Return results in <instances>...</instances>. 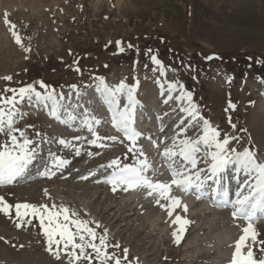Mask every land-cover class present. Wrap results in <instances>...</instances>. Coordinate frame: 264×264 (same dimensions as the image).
Returning <instances> with one entry per match:
<instances>
[{"label":"rangeland","instance_id":"1","mask_svg":"<svg viewBox=\"0 0 264 264\" xmlns=\"http://www.w3.org/2000/svg\"><path fill=\"white\" fill-rule=\"evenodd\" d=\"M5 16L16 25L24 47L15 42ZM25 47L30 51H24ZM152 55L161 57L165 65H156ZM96 77H104L111 86L121 81L135 86L139 103L134 126L142 134L136 144L152 164L147 173L150 179L169 180L170 162L161 153L178 133L181 138H196L202 132V120L193 121L182 111L188 102L175 99L180 89L170 90V82H185L201 116L222 135L238 137L230 147L241 151L250 147L264 163V0H0V93L6 87L41 80L66 97L73 84L81 92L79 98L73 93L71 100L63 102L70 103L78 116L67 124L50 118L43 104L25 100L18 105L22 118L17 117L15 126L36 141L37 157L24 174L25 180L0 185V196L13 206L27 202L68 207L80 219L90 221L98 234L107 229V251L120 257L121 264H229L235 241L249 221L234 218L231 204L211 203V187L198 202L206 210L187 206L185 212L179 206L169 216L147 188L114 193L111 185L107 190L94 178H79L93 169L105 175L115 158L134 164L139 156L129 152L131 143L110 128L108 106L96 91ZM36 87L43 91L39 84ZM121 99L126 102V97ZM77 102L102 120L96 128L100 136L118 139L103 141L107 147L87 150L91 145L87 139L92 137L82 126L83 109L76 107ZM61 117L67 118L63 112ZM181 128L186 131L181 133ZM74 136L87 139L76 141ZM61 137L72 144L59 148ZM8 141L7 134L0 133V144ZM77 147L80 155H76ZM57 151L70 163L75 161L51 178L41 175L50 165L49 153ZM198 166L207 165L202 159ZM232 179L224 186L229 199L235 198L232 193L249 177L241 172ZM179 194L171 189V195ZM187 196L195 200L193 194ZM161 204L170 205V201L161 199ZM176 215L190 221L182 234L181 225L173 223ZM18 223L22 226L17 227ZM251 223L257 242L252 244L249 239L246 243L260 257L264 255L260 252L264 245L259 243L264 241V220ZM174 232L181 236L179 243ZM46 248L47 238L37 217L21 221L14 208L10 215L0 212V264H70V249L62 250L57 259ZM124 249H128L126 259Z\"/></svg>","mask_w":264,"mask_h":264},{"label":"snow or ice","instance_id":"2","mask_svg":"<svg viewBox=\"0 0 264 264\" xmlns=\"http://www.w3.org/2000/svg\"><path fill=\"white\" fill-rule=\"evenodd\" d=\"M4 22L11 25L15 42L24 47L21 36L14 30L16 25L8 20L7 16H5ZM116 43L118 46L121 44L120 41ZM129 46L131 47V45ZM118 50L122 52L124 49L119 47ZM24 51H30V48L25 47ZM213 58V56L206 57L209 60ZM151 60L156 65H162V61L156 55H152ZM76 70L80 71L78 67ZM3 79L10 81L12 77L5 76ZM95 79L99 81L96 85V91L104 97V101L111 112L112 125L131 142L129 152L139 153V156L135 157L136 163L134 164L121 163L119 158H115L107 165L112 171L105 177V182L111 185V191L114 193L118 190L128 192L129 190L147 188L149 189L148 195L151 196L155 193L158 197L156 203L161 208H166L168 215L172 216L173 210L181 204L179 197L171 195L173 186L186 192L195 191L197 199L202 198L206 187H211L214 194L213 199L219 195L222 196V203L225 206L231 204L234 209L232 212L234 218L243 217L249 221L247 226L242 229L243 234L235 241V249L229 264H264V255L257 257L252 245L246 243L249 239L252 244L257 242L258 234L253 229L251 221L257 218L258 213L264 214V163L257 160L256 153L250 147H245L242 151L230 147V142L237 140L238 137L222 135L217 127H213L209 120L201 116L197 106L192 103V93L185 92L183 85L170 82L168 85L170 90L180 89V94L175 99L187 100L188 102V107L183 108L182 111L188 113L193 121L202 120L203 127L201 134L196 138H190L186 135L181 138L178 133L171 146L164 147L161 155L170 162L172 179L168 183L154 181L147 175L152 164L142 148H137L136 144L137 138L142 134L134 126L136 108L139 103L134 95L135 86L127 85L124 81L111 86L104 77H96ZM37 84L43 91L37 89ZM5 93H11V95H5ZM73 93L78 98L81 96V92L75 84L70 86V93L66 97L63 92H57L55 88H51L42 80L19 88L6 87L0 93V133H6L9 138L8 142L0 144V185L11 184L18 177H22L37 157L38 145L36 141L30 138L25 130L15 126L17 117L22 118L18 105L25 100L30 104L33 101L37 104H43L49 108V114L58 120H61V112H63L67 118L61 122L67 124L78 119L73 106L70 103L67 105L63 103L65 100H71ZM122 97H126V102H122ZM171 98L170 96L169 99ZM76 107L83 109L82 117H80L82 126L87 129L92 138L74 136L73 140L87 139L88 144L103 148L108 146L103 141H116L118 139L116 136H100L96 128L102 124V120L79 102H77ZM229 107L234 108L235 105L230 102ZM28 127L32 126L29 125ZM232 127L235 128V125L233 124ZM180 131L183 133L186 129L181 128ZM35 135L40 137L41 133L36 132ZM58 143L68 147L72 141L61 137ZM153 144L156 145L157 142L153 141ZM75 151L76 155H80L78 147ZM88 154L92 155L91 152ZM49 156L51 158L50 166L44 168L41 173L43 176L51 178L56 174L55 170H61L70 163L69 160L53 153H49ZM202 159L207 165L206 168L198 167ZM230 167L236 173L243 172L249 177L244 181V185L237 188L234 199H229L228 189L222 187L223 174ZM87 178V176L81 177V179ZM208 182H212V185H209ZM45 194H48L46 189ZM161 199L170 201V205L161 204ZM13 208L15 216L21 221L29 216L39 219L43 233L47 238L46 250L54 254L57 259L61 258L62 250L68 251L70 249L68 251V255L71 257L70 264L80 261L93 264L94 260L99 261V264H111L113 261L114 264H121L120 257L107 251L109 248L107 229L104 230L103 234H98L96 228L90 226V221L80 219L78 213L70 211L68 207L57 206L55 203L37 205L27 202L16 203L13 206L0 196V212L10 215ZM184 211H187V205H184ZM173 223L181 225L179 232L182 234L183 226L189 224L190 221L176 215ZM21 226V223L17 224V227ZM96 227H100L98 222H96ZM173 235L176 237V242L179 243L181 236L176 232ZM259 243L264 245V241ZM113 247H119V245ZM123 251L126 259L128 249ZM260 252L264 254V247L260 248Z\"/></svg>","mask_w":264,"mask_h":264},{"label":"bare ground","instance_id":"3","mask_svg":"<svg viewBox=\"0 0 264 264\" xmlns=\"http://www.w3.org/2000/svg\"><path fill=\"white\" fill-rule=\"evenodd\" d=\"M230 170H232V171H235L233 168H230ZM169 180H167V182H168ZM166 182V183H167ZM195 194V193H194ZM180 195V194H179ZM189 197V196H188ZM188 197H184L183 198V196L181 195V204H180V207H184V205H187V206H192L193 208H195V209H197V208H199V211H200V207L201 208H203L202 206V203H198V202H195V201H193V200H190V199H188ZM194 197V196H193ZM179 198H180V196H179ZM202 205V206H201ZM207 205V204H206ZM207 207H208V205H207ZM188 208V207H187ZM205 208V207H204ZM203 208V209H204ZM204 210H206V208L204 209ZM198 211V210H197ZM202 211V210H201ZM150 215V214H149ZM153 216H155V215H153ZM145 219V218H144ZM149 219V218H148ZM153 220H155V219H153ZM151 222V221H150ZM152 227V226H151ZM155 227V226H154ZM154 229V228H153ZM158 229H161V228H158ZM221 237V236H220ZM219 240V239H218Z\"/></svg>","mask_w":264,"mask_h":264}]
</instances>
